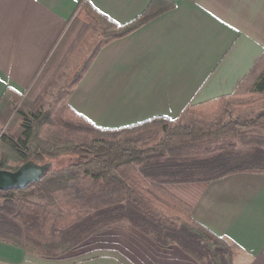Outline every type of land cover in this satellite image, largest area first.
<instances>
[{
    "label": "crops",
    "instance_id": "obj_1",
    "mask_svg": "<svg viewBox=\"0 0 264 264\" xmlns=\"http://www.w3.org/2000/svg\"><path fill=\"white\" fill-rule=\"evenodd\" d=\"M151 5L163 12L100 49L67 96L69 108L93 126L176 122L189 106L238 93L264 69V0H0V117L47 63H60L81 8L123 26ZM169 186L189 200L195 222L232 246L233 264H264V174ZM0 264L197 263L176 245L160 247L121 224L58 258L0 242Z\"/></svg>",
    "mask_w": 264,
    "mask_h": 264
},
{
    "label": "trees",
    "instance_id": "obj_2",
    "mask_svg": "<svg viewBox=\"0 0 264 264\" xmlns=\"http://www.w3.org/2000/svg\"><path fill=\"white\" fill-rule=\"evenodd\" d=\"M162 12L151 5L132 22L118 26L81 8L79 17L93 21L99 34L90 57L68 78L69 93L100 49ZM254 92L264 93V72ZM241 101L236 93L189 106L180 116L182 123L173 127H168L171 120L159 117L103 130L68 105L54 119L47 111L30 112L18 143L8 150L0 148V170L14 172L27 162L51 167L23 190L0 191V242L58 258L91 236L126 224L160 247L176 245L197 264H232L231 249L223 239L195 222L189 212L180 216L163 187L239 173L264 174V139H242L241 148L217 146L247 130L264 129V110L240 108ZM226 106L238 107L230 120L224 119Z\"/></svg>",
    "mask_w": 264,
    "mask_h": 264
},
{
    "label": "rangeland",
    "instance_id": "obj_3",
    "mask_svg": "<svg viewBox=\"0 0 264 264\" xmlns=\"http://www.w3.org/2000/svg\"><path fill=\"white\" fill-rule=\"evenodd\" d=\"M70 47L65 53L60 63L49 66L46 64L44 70L36 80V83L24 94L22 98L13 100L10 106L7 107L6 112L0 117V148L9 149L18 143V136L22 125L27 123V118L32 111H41L51 113L52 118L58 116L57 111L67 106V96L71 89V85H66L68 78L73 74L74 70L78 68L81 61L90 57L89 50L91 45L98 37V27L93 21L83 20L79 15L71 24L69 30ZM261 72H264L261 71ZM260 70H257L250 76L238 91L237 95L242 98L243 109H254L256 112L264 110V93L258 94L254 92L255 82L260 75ZM225 120L233 118L238 107L228 108L226 106ZM61 117V116H60ZM182 120L171 122L168 127L179 125ZM258 138L264 139V129H251L245 131L242 135L233 140L220 141L217 146L226 147L234 145L236 148L243 146L242 139ZM213 146L211 149H213ZM166 192V199L171 203V207L177 213L186 217L189 212V200L183 199L181 196L175 197L172 187H163ZM171 193H170V192ZM173 193V194H172ZM160 195V194H159ZM180 195V193H177ZM165 197V196H164ZM2 202L0 201V204ZM190 216V214H189ZM192 227V224L188 223ZM224 241V240H223ZM230 247L232 256V264L234 259V252L232 246L224 241ZM227 259V257H226Z\"/></svg>",
    "mask_w": 264,
    "mask_h": 264
},
{
    "label": "water",
    "instance_id": "obj_4",
    "mask_svg": "<svg viewBox=\"0 0 264 264\" xmlns=\"http://www.w3.org/2000/svg\"><path fill=\"white\" fill-rule=\"evenodd\" d=\"M51 164L38 165L27 162L14 172L0 170V191L23 190L31 184L37 183Z\"/></svg>",
    "mask_w": 264,
    "mask_h": 264
}]
</instances>
